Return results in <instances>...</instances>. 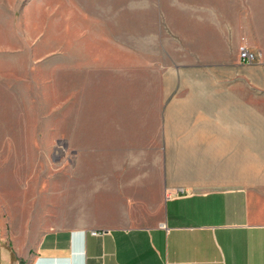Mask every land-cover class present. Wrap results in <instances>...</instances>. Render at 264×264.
<instances>
[{
    "label": "crops",
    "instance_id": "0c3cea01",
    "mask_svg": "<svg viewBox=\"0 0 264 264\" xmlns=\"http://www.w3.org/2000/svg\"><path fill=\"white\" fill-rule=\"evenodd\" d=\"M245 11L211 63L111 98L82 86L80 162L53 179L36 239L0 211V264H264V8L259 46Z\"/></svg>",
    "mask_w": 264,
    "mask_h": 264
},
{
    "label": "rangeland",
    "instance_id": "374dc122",
    "mask_svg": "<svg viewBox=\"0 0 264 264\" xmlns=\"http://www.w3.org/2000/svg\"><path fill=\"white\" fill-rule=\"evenodd\" d=\"M262 5L264 0H0V211L7 230L27 229L29 241L47 226L39 216L53 179L64 178L80 162L74 152L83 151L76 134V121L85 115L83 85L111 98L119 86H158L169 66L211 63L214 52L227 51L236 39L245 10L252 16L251 43L259 46ZM218 27L232 35L213 38Z\"/></svg>",
    "mask_w": 264,
    "mask_h": 264
},
{
    "label": "built area",
    "instance_id": "2783aa9c",
    "mask_svg": "<svg viewBox=\"0 0 264 264\" xmlns=\"http://www.w3.org/2000/svg\"><path fill=\"white\" fill-rule=\"evenodd\" d=\"M248 45L245 43V44H242L240 47H239V54H240V59L241 61H253L255 60L256 58V55L255 53H252L251 50H249V48L247 47Z\"/></svg>",
    "mask_w": 264,
    "mask_h": 264
}]
</instances>
